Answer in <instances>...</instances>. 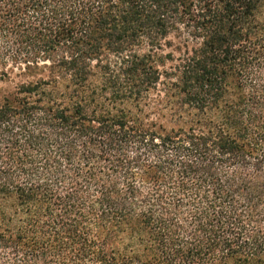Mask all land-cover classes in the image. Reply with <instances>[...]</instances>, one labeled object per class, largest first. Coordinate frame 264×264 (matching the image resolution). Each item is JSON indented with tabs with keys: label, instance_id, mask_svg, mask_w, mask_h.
Segmentation results:
<instances>
[{
	"label": "trees",
	"instance_id": "16d2710c",
	"mask_svg": "<svg viewBox=\"0 0 264 264\" xmlns=\"http://www.w3.org/2000/svg\"><path fill=\"white\" fill-rule=\"evenodd\" d=\"M0 264H264V0H0Z\"/></svg>",
	"mask_w": 264,
	"mask_h": 264
},
{
	"label": "rangeland",
	"instance_id": "374dc122",
	"mask_svg": "<svg viewBox=\"0 0 264 264\" xmlns=\"http://www.w3.org/2000/svg\"><path fill=\"white\" fill-rule=\"evenodd\" d=\"M0 86H3L2 84H0Z\"/></svg>",
	"mask_w": 264,
	"mask_h": 264
}]
</instances>
